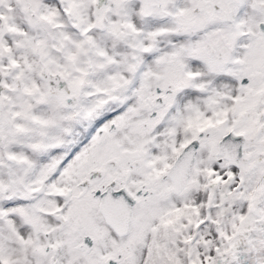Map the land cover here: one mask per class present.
I'll return each instance as SVG.
<instances>
[{"label":"snow or ice","instance_id":"obj_1","mask_svg":"<svg viewBox=\"0 0 264 264\" xmlns=\"http://www.w3.org/2000/svg\"><path fill=\"white\" fill-rule=\"evenodd\" d=\"M0 264H264V0H0Z\"/></svg>","mask_w":264,"mask_h":264}]
</instances>
